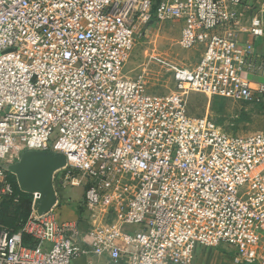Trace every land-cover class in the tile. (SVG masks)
<instances>
[{
	"label": "built area",
	"instance_id": "2783aa9c",
	"mask_svg": "<svg viewBox=\"0 0 264 264\" xmlns=\"http://www.w3.org/2000/svg\"><path fill=\"white\" fill-rule=\"evenodd\" d=\"M250 0H0V212L13 197L8 157L53 151L59 183L80 186L103 217L80 230L35 192L16 230L0 224V264H193L225 245L233 264H264V133L229 132L193 116L185 95L257 104L254 45L222 34ZM249 8L250 34L263 20ZM178 19V43L201 46L187 66L152 54L173 92L149 93L122 69L139 20Z\"/></svg>",
	"mask_w": 264,
	"mask_h": 264
},
{
	"label": "rangeland",
	"instance_id": "374dc122",
	"mask_svg": "<svg viewBox=\"0 0 264 264\" xmlns=\"http://www.w3.org/2000/svg\"><path fill=\"white\" fill-rule=\"evenodd\" d=\"M260 17L264 22V12H260ZM180 30L181 21L175 18L139 20L133 49L123 65V76L127 79L144 77L149 93L173 92L171 74L157 64H147V58L155 54L175 64L193 65L199 56L201 46L183 48L178 43ZM261 56L264 57V53ZM254 80L258 81L257 77ZM185 99L191 115L214 118L225 124L229 132L264 133V94L257 104L236 102L198 92L187 93ZM27 155L30 160L26 158ZM7 159L9 161L7 177L25 195L23 199L4 203L0 213V224L8 229L16 228L27 217L35 192L39 193V199H63L78 192L81 194L83 191L82 187L61 186L60 171L65 162L60 155L51 150H22L10 153ZM204 249L213 250V253L208 257H202V264H229L231 254L225 245Z\"/></svg>",
	"mask_w": 264,
	"mask_h": 264
},
{
	"label": "crops",
	"instance_id": "0c3cea01",
	"mask_svg": "<svg viewBox=\"0 0 264 264\" xmlns=\"http://www.w3.org/2000/svg\"><path fill=\"white\" fill-rule=\"evenodd\" d=\"M253 3H256L257 8L255 12L260 15V12H264V0H250L248 5L249 7H243L242 15L238 19V23L230 24L228 26H224L220 29L221 33L226 35L229 38L235 39L239 42H250L254 45L255 52L257 53V59L253 63L254 71L250 73L249 77L252 79V85L257 87L258 84H264V57L261 56L264 53V33L261 37H253L250 34V27L248 22V14H250L249 8ZM261 7L259 9V7ZM264 26V22H263ZM257 77L258 81H255L254 78ZM71 187H80V186H71ZM83 196V191L78 192L75 195H70L68 197H64L63 199H54V213L55 218L60 223H67L70 225L76 226L80 230H85L90 225H96L102 221L103 215L98 211H90L82 208L80 206L81 200ZM8 202V201H6ZM5 202V203H6ZM52 204V206H53ZM2 225V224H1ZM3 226V225H2ZM5 227V226H4ZM10 229V228H9ZM15 229V228H11ZM213 251V250H212ZM212 251H208V249H201L197 252L194 262L195 264H202V257H208L212 255ZM229 254V253H228ZM217 258V257H216ZM230 259V257H229ZM198 261V262H197ZM74 264H109L106 259H97L93 257H79L74 261ZM229 264H233L231 260ZM242 264H250L248 262ZM254 264V263H252Z\"/></svg>",
	"mask_w": 264,
	"mask_h": 264
},
{
	"label": "trees",
	"instance_id": "16d2710c",
	"mask_svg": "<svg viewBox=\"0 0 264 264\" xmlns=\"http://www.w3.org/2000/svg\"><path fill=\"white\" fill-rule=\"evenodd\" d=\"M8 181H9L11 187H12V190H13V197L16 198L17 200L23 199V197L25 196L24 193L17 188V186L15 185V183H12L11 180H9V179H8ZM10 200H13V199L12 198H9V199H6V200L3 201L2 205H1V210H2V207H3L4 203L6 201H10ZM17 228H18V226L15 229H11V230L14 231Z\"/></svg>",
	"mask_w": 264,
	"mask_h": 264
},
{
	"label": "water",
	"instance_id": "95a60500",
	"mask_svg": "<svg viewBox=\"0 0 264 264\" xmlns=\"http://www.w3.org/2000/svg\"><path fill=\"white\" fill-rule=\"evenodd\" d=\"M60 155V154H58ZM60 157L63 159L64 161V157L60 155ZM65 162V161H64ZM54 202V199H41L40 200V205L42 206V209L47 208L48 206H51Z\"/></svg>",
	"mask_w": 264,
	"mask_h": 264
},
{
	"label": "bare ground",
	"instance_id": "6f19581e",
	"mask_svg": "<svg viewBox=\"0 0 264 264\" xmlns=\"http://www.w3.org/2000/svg\"><path fill=\"white\" fill-rule=\"evenodd\" d=\"M26 158H27L28 160H30L29 155H27Z\"/></svg>",
	"mask_w": 264,
	"mask_h": 264
}]
</instances>
